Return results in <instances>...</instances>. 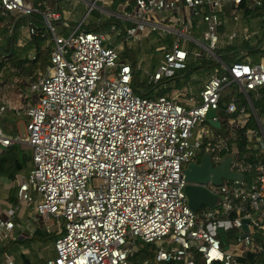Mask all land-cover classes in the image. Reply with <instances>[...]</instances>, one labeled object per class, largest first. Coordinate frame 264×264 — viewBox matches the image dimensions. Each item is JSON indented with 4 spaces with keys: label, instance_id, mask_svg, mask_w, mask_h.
I'll return each instance as SVG.
<instances>
[{
    "label": "built area",
    "instance_id": "2783aa9c",
    "mask_svg": "<svg viewBox=\"0 0 264 264\" xmlns=\"http://www.w3.org/2000/svg\"><path fill=\"white\" fill-rule=\"evenodd\" d=\"M180 1L189 9L185 18L174 15ZM228 1L241 2L135 0L134 9L123 14L132 24L115 46L103 44L108 33L79 26L64 37L55 32L52 22L60 15L52 10L42 14L52 50L47 69L28 85L35 100L24 106L0 102V115L22 109L27 119L24 135L10 136L0 129V145L24 144L31 151L30 170L13 181L16 202L10 216L23 206L34 208L44 220H61V233L52 245L54 255L34 264H148V260L129 261L138 250L137 242L154 244L151 252L156 263L195 264L197 253L201 264H241L238 259L244 253L261 251L253 232L255 228L264 230V167H255L256 176L249 187L242 182L239 187L231 182V188L226 183L216 188L206 184L219 201L212 211L200 212L187 205L182 171L200 149L211 154L213 163L230 153L226 139L208 138L203 127L199 137H194L193 131L206 120L208 110L219 109V98L228 84L235 82L244 94L264 84V56L256 63L250 59L233 62L224 72L215 67L198 98L191 90L186 96L177 92L148 98L133 92V68L118 55L126 42L139 41L156 31L175 32L178 36L170 48L158 47L163 50L160 63L151 72L144 70L148 83L185 69L186 41L215 56L221 25L218 14ZM260 4L261 0H248L251 8ZM34 11L36 8L24 0H0L4 16H29ZM169 11L178 28L163 22L162 13ZM194 16H201L205 24L199 39L192 34ZM236 31L229 33L228 42L241 34ZM242 32L248 39L247 29ZM39 33L30 21L21 24L18 43L24 44ZM193 55L201 57L202 53ZM236 111L232 100L225 112ZM239 113L243 116L235 120L242 129L248 114L243 108ZM244 134L249 137L251 130ZM231 166L242 173L250 167L234 154ZM244 218L248 219V232L242 236ZM13 227L11 217L0 216V240L9 237ZM220 230H237L239 235L224 249L218 238ZM161 242L166 246L156 245ZM5 264H13L8 255Z\"/></svg>",
    "mask_w": 264,
    "mask_h": 264
},
{
    "label": "trees",
    "instance_id": "16d2710c",
    "mask_svg": "<svg viewBox=\"0 0 264 264\" xmlns=\"http://www.w3.org/2000/svg\"><path fill=\"white\" fill-rule=\"evenodd\" d=\"M31 3L36 11L31 13L29 16H4L0 12V33L5 35L4 45H0V69L4 66L11 68L12 77L21 76L25 78L29 76L28 82L31 83L35 80L36 76L43 73L50 64V52L52 50V44L46 42L44 46L42 44L47 40L49 35L45 32V26L43 24V13L46 12V4L52 3L53 0H24ZM121 0H112L116 3ZM131 4L135 3V0H130ZM50 10V9H48ZM53 11V10H52ZM92 13L94 18L97 19L96 24L90 27L86 24L84 27L83 23L79 26L80 29L85 31H95L102 30L106 25H110V31L118 30V36H123L125 33V28L131 26V23L125 21L124 24L120 23V20L114 16L110 18H102L101 13L97 9H91L89 14ZM234 16L237 17V21L243 22L240 25V32L248 26L249 17H258L259 29L258 31H252V28L248 26L247 32L251 34L250 39H245L239 34L236 38L232 39L230 42L227 40V36L231 32V27L227 25L226 21L231 24L236 22ZM264 0H261V4L255 8H251L248 5V0H241L240 3L235 4L232 1L226 2L221 10L219 11V17L221 19V25L218 28L219 39L218 43L213 49L215 56L208 55L204 50L196 47L197 51L202 53L201 57H195L193 53L194 49L188 47V58L186 60V67L183 70H179L174 76L162 79L157 83H148L147 77L139 78L138 70L134 68L135 55L133 57L127 56L125 60L132 66L133 72L131 76V87L134 93L148 97L156 87L165 85L164 89L161 90L162 93L167 92L172 87L182 88L188 82L191 85L203 88V81H206L208 76L213 72L216 67L219 72H224V67L231 65L233 62H244L247 54L257 56H264ZM30 21L39 31V35L32 36L24 44H19L17 39L18 28L21 24ZM193 31L195 35L199 38L204 30L205 24L202 22L201 16H194L191 21ZM228 26V27H227ZM12 40V49L9 53L10 44ZM170 42V40H168ZM223 41V43H222ZM190 42V41H187ZM263 44V45H262ZM195 49V50H196ZM34 50L35 57L31 59L29 57V51ZM124 54H126V48L123 49ZM246 54V55H245ZM218 57L219 59H217ZM157 58H153L151 61V71L154 70L157 63ZM252 62V61H251ZM254 63V62H253ZM42 70V71H37ZM34 71V72H33ZM194 77L192 81L191 78ZM201 85V86H199ZM199 89V91L201 90ZM198 91V92H199ZM160 93V92H158ZM248 99L246 98L244 92L239 88V86L232 82L223 90L219 98V109L218 115L225 116V108L230 101L234 99L236 104L237 112L240 108L245 111H250V106L255 110L258 121L261 123V128L264 134V123L261 122V118L264 117V84L254 90L247 91ZM253 116H250L248 123H245V127L239 129L235 136L227 138V143L229 145L228 152H231L233 148L238 152L239 159L244 165H249V169L243 171L242 185L249 187L256 176L255 167L257 165H262L264 167V148L260 144H256L254 140H248L244 134L247 127L258 130V122ZM9 135V134H8ZM226 136V135H222ZM255 145V146H254ZM223 153V152H222ZM31 167V155L23 148L20 144L14 143L11 146L4 147L0 145V184L2 181H10L12 185L7 194V200L11 205L16 202V187L13 185L15 177L19 174L27 172ZM228 187H232L231 182H225ZM20 208H23L21 206ZM234 212L231 216H234ZM16 216V215H15ZM60 225L53 232H49L48 229L36 228L30 237L28 238H18L17 235L14 238L6 237L0 240V264H5V255L10 256L9 252H14L17 250L18 245H25L27 248L33 250L34 247L38 249H44L48 243L51 242L53 245L54 239L61 233V220ZM239 235L237 230L222 231L218 233V238L221 242L222 248H226L229 244ZM253 237L255 241L260 243L262 249L259 253L246 252L239 257L241 264H264V230L255 228L253 232ZM227 246V247H228ZM52 247V246H51ZM138 250L129 258L132 263L142 262L148 260V264H182L181 262L171 261L165 263H156L153 259V254L151 252L154 249V244L137 242ZM52 248L50 253H52ZM9 253V254H8ZM49 253V252H48ZM49 253V254H50ZM22 260L25 256L22 253H15ZM49 254L42 259L38 258V262L41 263L45 259L49 258ZM37 256V254H34ZM33 256V257H34ZM24 261V262H25ZM195 264H201L199 255L194 254ZM27 263V262H26Z\"/></svg>",
    "mask_w": 264,
    "mask_h": 264
},
{
    "label": "crops",
    "instance_id": "0c3cea01",
    "mask_svg": "<svg viewBox=\"0 0 264 264\" xmlns=\"http://www.w3.org/2000/svg\"><path fill=\"white\" fill-rule=\"evenodd\" d=\"M91 3H93V6L91 9H93V8L97 9L99 11V13H101L102 18H110L111 16H114L120 20L121 24H124L125 21H128L132 24V21L128 18H125V16L123 15L125 12H131L134 9V4H131L130 0H121V1H118L116 3H113L112 0H104V2L100 1V3L98 2V0H53L52 3H47L45 6H46L47 10L48 9L53 10L54 12H57L60 15L58 20H52V22H53V25L54 24H57L59 26L62 25V29L64 31V27H65V29H66V27H68V28H70V30H72V29L76 28L77 26H80L82 23H84V19L86 20L87 15H89L88 13L90 12V10L88 11V8H89ZM178 4H179V10L177 12H175L174 15L179 16L180 18L181 17H183V18L187 17L189 14V9L183 5L182 1H180ZM162 15L165 17L163 22L167 26L174 27V28L179 27L177 24H175L171 21V15L172 14L170 11L169 12H163ZM96 21H97V19L93 18V22L96 23ZM94 23L91 24L88 22V26L92 27V26H94ZM256 23L258 24V27H259V22L257 21ZM43 24L46 28L44 21H43ZM63 24H65V25H63ZM247 27H245V28L248 29ZM45 32L49 35V37L42 44V46H44L46 44V42L52 44L51 34L47 30V28L45 29ZM192 34L194 37V31ZM194 38L199 39L196 37H194ZM32 56L35 57L34 50L29 51V57L31 59H34V58H32ZM259 58L261 59L262 57L259 56ZM28 79H29V76H26L25 78H23L21 76L11 77L10 82H11V85L14 84L13 85L14 88L12 89V91H14V93H11V95H10L11 97L3 95L4 94L3 93L2 96L0 95V102H8L10 105H14V106H24L26 103L33 102L35 100V96L33 94L29 93ZM191 80L193 81L194 77H192ZM1 81H2V83L0 84V90H2V89L5 90L4 87H6L7 83H6V81H3V80H1ZM191 84H192L191 82H188L182 88L181 87L180 88L172 87L165 93L167 95H172V94H175L177 92L178 93L182 92L184 94V96H186V93H188V91L191 90L192 93L195 96H197V98H198V91H199V89H201V87L198 88V87H195L194 85H191ZM203 85H204V83H203ZM245 96L248 99L247 93L245 94ZM233 101H234V99H233ZM249 106H250L249 107L250 111H245L243 109L244 114H248L246 122L248 123L250 116H253L258 121L255 110L253 109V107L251 105H249ZM8 111L15 113V114H18L20 112L23 114L22 109H20L18 112H15L14 110H8ZM236 116L242 117L243 114H240L239 111L238 112L236 111L233 114H227L225 112V116L221 117L218 115V111H216V115L213 117L212 121H219V125L218 126H212L210 123H208L207 120H205L207 125H204L203 124L204 122H203L201 125L197 126L196 127L197 128V130H196L197 136H195V137H199L200 129L203 127L205 129H207L209 132V134L207 136L208 138L210 137V135H213L214 137H221V138L228 140L227 138L235 136V134L239 130L238 120H235ZM229 117H230V119L233 118V120H231V121L227 120V118H229ZM26 120H25V124H26ZM261 122L264 123V117L261 118ZM257 125H258V132L255 131L253 128L247 127L248 130H251V134H248L249 137L248 136L246 137L248 140H257L258 139L257 133L262 134L260 127H259V126H261V123L259 121L257 122ZM222 135H226V136H222ZM228 150H229V145H228ZM231 150L232 151L230 153L232 155L234 154V155L238 156V152L236 151L235 148H233ZM27 172L19 174V175H24ZM11 185H12V183L10 181L9 182L8 181H2L0 184V216L2 218H10V217L13 218V215H16L17 216L16 218H18L22 222V220L24 219V209L26 207L20 208L17 212L15 211V213L11 216L9 214V212L12 208L11 207L12 205L7 200V194L10 190ZM33 220L34 221L31 224V227L34 230L36 228L43 229L41 227V224H43V222H45L44 219H42L36 213L35 219H33ZM15 225H17V227L21 226L23 228V225H21L20 222L16 223ZM34 230L29 232V231L24 230V229H22V230H19V228L16 229L14 226L9 237L14 238L17 235L18 238H28L31 236V234ZM38 251H39L38 247H34V249L31 250V249L27 248L25 245L20 244L17 246L16 251L9 252V253L10 254L12 253L10 255V257L13 260V264H34V263L38 262L39 257L34 256V254H38ZM18 252L22 253L25 256V258H27V260L25 261V259L22 260L21 257H18L17 254H15Z\"/></svg>",
    "mask_w": 264,
    "mask_h": 264
},
{
    "label": "rangeland",
    "instance_id": "374dc122",
    "mask_svg": "<svg viewBox=\"0 0 264 264\" xmlns=\"http://www.w3.org/2000/svg\"><path fill=\"white\" fill-rule=\"evenodd\" d=\"M100 1L101 0H98L99 3H100ZM93 18H94V15L92 13L87 15L86 20L84 19V23H83L82 27H84L86 24H88V22L93 24L94 23ZM219 20L221 21L220 17H219ZM258 20H259L258 17H249L248 18V26H250L252 28V31H254V32L258 31V29L260 27V26L258 27V24L256 23ZM227 21H226V23L229 26V28L231 27V25H233L231 27V31H232V29L236 28V30H237L236 33H238V32L241 33L240 32V25H241V23L243 24V22L241 20L239 22L236 20V22H233L231 24H229ZM109 26L110 25H106L104 27V29L101 30L104 33H108V35L110 36L109 39L106 40L103 44L109 45V46H115L121 41L122 36L117 35L118 30L110 31ZM54 29H55L56 33H58L64 37H66L71 31L70 28H68V27H66V29L64 27V31H63L62 25L59 26L57 24H54ZM243 33L244 32H242L241 37H243ZM246 34L248 35V37H246V38L250 39L251 34H253V33L246 32ZM177 36L178 35L175 32L164 33L162 31H156V32L150 33L147 37L142 38L139 41L126 42L125 48H126L127 52H126V54H124V52H122L123 49L119 50L118 51L119 59L125 60V58H127V56L133 57V55H135L134 56L135 57L134 68L138 70V73L140 76L139 78H143L145 76L144 70L151 72V61H152V59L157 58L158 61L157 60L156 61L159 64L163 58V50H159L158 47L160 45H164L167 49L170 48L172 41ZM194 37L199 38L197 35H195V33H194ZM168 40H170V42ZM191 42L192 41H190V42L186 41L185 42V44H184L185 49L187 50L188 47L190 46L194 49L193 51H197V49L195 48L196 44L194 42H192L195 45L194 46ZM4 43H5V35L3 33H0V45H4ZM222 43H223V41H222ZM245 59H250V61H252L254 63L259 62V60H260L259 56L254 55V57H252V55H250V54L249 55L247 54ZM37 71H42V70H37ZM10 72H11V68H9L8 66H4L2 69H0V84L2 83L1 80L6 81V83H7L6 87H4L5 90L4 89L0 90L1 96L4 93L3 95L11 97L10 96L11 93H14V91H12V89L14 88L13 87L14 84L11 85V82H10L11 81L10 78L12 77V74ZM107 76H110V73H108ZM163 86L166 87L165 85H163ZM163 86L160 85V86L156 87L153 91H151L148 98H154L159 94L167 95L165 92L164 93L161 92V90L164 89ZM199 86H201V85H199ZM158 92H160V93H158ZM25 118L26 117L21 112L18 114H15V113H12L9 111H4L0 115V129L3 133L9 134L10 136H13L15 134L24 135V133H25V125L24 124H25V120H26ZM203 124L207 125L206 121H204ZM196 130H197V128L194 129V131H193L194 137L197 136ZM255 131L258 132V130H255ZM257 135H258L257 136L258 141L254 140V142L256 141V144H260L262 146V148H264V136L262 134H258V133H257ZM20 147L25 149L31 155V151L26 145L21 144ZM202 152H203L202 149L198 150L196 160L200 157ZM213 187L216 188V186H213ZM33 196H34V198L38 199V197L35 194H33ZM205 209L206 208L202 206L198 210V212H200L201 210H205ZM35 215H36V210L32 207H26L24 209V219L22 220V222L18 218H16L17 216L13 215L12 221L14 223L15 228L16 229L19 228V230L24 229V230L31 232L32 230H34L31 227V224L34 221L33 219H35ZM19 222L21 225H23V228L21 226L17 227V225H15L16 223H19ZM58 225H60L59 220H55L53 218H50V219H46L45 222H43V224H41V227L44 229H48L49 232L54 233V231L57 229ZM156 245L166 246V244L164 242L158 243ZM171 245H175V243H172ZM51 246L52 245L50 242V243H48V245L44 249H39L36 257H39L40 259H42L43 257L47 256L51 251V248H52ZM154 248H156V247H154ZM53 253H54V251L52 253H50L49 256L52 257L54 255Z\"/></svg>",
    "mask_w": 264,
    "mask_h": 264
},
{
    "label": "water",
    "instance_id": "95a60500",
    "mask_svg": "<svg viewBox=\"0 0 264 264\" xmlns=\"http://www.w3.org/2000/svg\"><path fill=\"white\" fill-rule=\"evenodd\" d=\"M11 49L12 40L8 54L11 53ZM215 115L216 110L214 109L208 110L205 115V119L212 126L219 125V121H212V118ZM259 127L264 136L261 126ZM232 159L233 155L231 153L225 154L217 163H213L211 160V154L204 151L197 160L195 159L186 164L182 171L184 181L186 182L184 193L187 205L191 211L198 212L202 206L212 211L219 201V196L211 192L206 187V184L210 183L211 185L218 187L225 182H232L236 187L240 186L243 179V173L232 168ZM247 223L248 219H242V236L246 235L248 232Z\"/></svg>",
    "mask_w": 264,
    "mask_h": 264
}]
</instances>
